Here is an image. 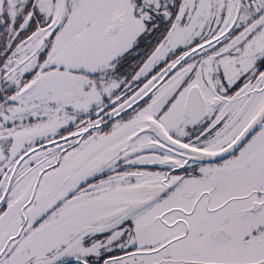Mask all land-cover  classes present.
<instances>
[{"label":"snow or ice","instance_id":"snow-or-ice-1","mask_svg":"<svg viewBox=\"0 0 264 264\" xmlns=\"http://www.w3.org/2000/svg\"><path fill=\"white\" fill-rule=\"evenodd\" d=\"M0 264H264V0H0Z\"/></svg>","mask_w":264,"mask_h":264}]
</instances>
